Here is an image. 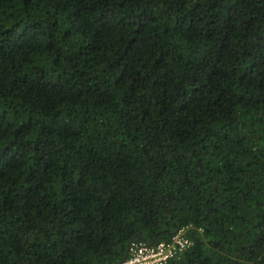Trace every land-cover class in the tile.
<instances>
[{
  "label": "trees",
  "instance_id": "16d2710c",
  "mask_svg": "<svg viewBox=\"0 0 264 264\" xmlns=\"http://www.w3.org/2000/svg\"><path fill=\"white\" fill-rule=\"evenodd\" d=\"M264 264V0H0V264Z\"/></svg>",
  "mask_w": 264,
  "mask_h": 264
},
{
  "label": "built area",
  "instance_id": "2783aa9c",
  "mask_svg": "<svg viewBox=\"0 0 264 264\" xmlns=\"http://www.w3.org/2000/svg\"><path fill=\"white\" fill-rule=\"evenodd\" d=\"M185 230V228L179 229L170 240L156 244L143 241L131 242L126 258L118 264H167L191 246L192 243L186 236Z\"/></svg>",
  "mask_w": 264,
  "mask_h": 264
}]
</instances>
